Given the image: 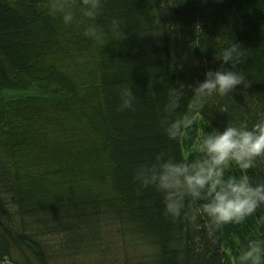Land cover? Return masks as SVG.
Masks as SVG:
<instances>
[{
  "label": "trees",
  "instance_id": "obj_1",
  "mask_svg": "<svg viewBox=\"0 0 264 264\" xmlns=\"http://www.w3.org/2000/svg\"><path fill=\"white\" fill-rule=\"evenodd\" d=\"M60 2L0 0V264H232L250 240L264 246V201L216 226L203 199L185 196L173 218L134 180L157 154L198 158L202 130L264 117V0H101L94 19L75 0L67 26L49 12ZM233 41L245 87L202 109L186 89L166 109L173 87L203 80ZM184 114L191 128L169 140L162 122ZM226 175L264 184V157Z\"/></svg>",
  "mask_w": 264,
  "mask_h": 264
},
{
  "label": "clouds",
  "instance_id": "obj_2",
  "mask_svg": "<svg viewBox=\"0 0 264 264\" xmlns=\"http://www.w3.org/2000/svg\"><path fill=\"white\" fill-rule=\"evenodd\" d=\"M75 0H61L51 5L49 12L59 13L64 25H71L75 20ZM101 7V0H82L80 12L89 19H94ZM113 28L117 22L113 20ZM91 29L85 32L90 35ZM220 64L215 69L204 73V79L195 84L178 82L173 87L166 109L179 106L182 97L191 93L194 108L202 109L208 98L224 97L232 93L238 85L245 87V77L235 70L241 62L243 50L239 43L231 42L222 46L218 54H213ZM225 65H228L226 67ZM120 107L131 108L133 92L130 87L120 92ZM224 112V108L218 109ZM163 132L169 140H176L185 134L193 124V119L184 114L170 123L162 122ZM198 158L175 161L165 159L163 154L155 156V162L143 165L136 170L134 180L142 187H153L163 196L164 213L173 218L179 217L185 196L201 198L205 201L203 212L216 225L240 223L252 213L258 202L264 201V184L253 185L246 175L239 177L226 175L231 166L245 170L258 157H264V117L250 127L241 122H226L221 129L212 128L201 131L197 141L191 146ZM264 246L257 240H250L242 252V264H260Z\"/></svg>",
  "mask_w": 264,
  "mask_h": 264
},
{
  "label": "rangeland",
  "instance_id": "obj_3",
  "mask_svg": "<svg viewBox=\"0 0 264 264\" xmlns=\"http://www.w3.org/2000/svg\"><path fill=\"white\" fill-rule=\"evenodd\" d=\"M246 249V248H245ZM245 249H243V250H241V249H239L238 251V256H237V258H233V257H231V259L233 260L232 261V264H242V262H241V260H240V257H241V254H242V252L245 250ZM247 264H251V262H247Z\"/></svg>",
  "mask_w": 264,
  "mask_h": 264
}]
</instances>
